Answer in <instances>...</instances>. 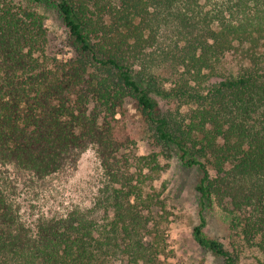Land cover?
<instances>
[{"label": "trees", "instance_id": "16d2710c", "mask_svg": "<svg viewBox=\"0 0 264 264\" xmlns=\"http://www.w3.org/2000/svg\"><path fill=\"white\" fill-rule=\"evenodd\" d=\"M128 104L144 153L115 131ZM88 151L98 185L66 201ZM172 159L198 172L203 254L264 264V0H0V264H179L155 186Z\"/></svg>", "mask_w": 264, "mask_h": 264}, {"label": "rangeland", "instance_id": "374dc122", "mask_svg": "<svg viewBox=\"0 0 264 264\" xmlns=\"http://www.w3.org/2000/svg\"><path fill=\"white\" fill-rule=\"evenodd\" d=\"M46 26L49 33L48 51L51 56L60 60L73 56V48L68 40L67 30L54 10L47 11ZM131 104L123 113L117 115L115 131L122 140L135 141L137 153H144L147 145L144 139L145 130L140 116ZM101 169L92 151L86 152L78 163V167L69 172L63 180V192L66 201L89 200L92 190L96 189ZM196 169L182 166L172 159L163 172L155 180L156 190L161 192L171 212L168 233V249L171 250V261L179 264H212L213 259L207 257L199 249L192 234L193 227L200 222L198 202L194 191L197 179ZM205 231L210 236L223 238L224 226L218 215L209 219Z\"/></svg>", "mask_w": 264, "mask_h": 264}]
</instances>
